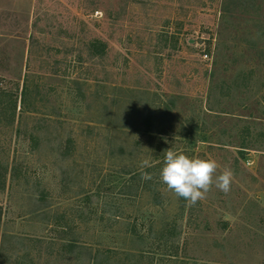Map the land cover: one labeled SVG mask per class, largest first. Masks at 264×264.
<instances>
[{"label": "rangeland", "instance_id": "rangeland-1", "mask_svg": "<svg viewBox=\"0 0 264 264\" xmlns=\"http://www.w3.org/2000/svg\"><path fill=\"white\" fill-rule=\"evenodd\" d=\"M0 264H264V0H0Z\"/></svg>", "mask_w": 264, "mask_h": 264}, {"label": "clouds", "instance_id": "clouds-1", "mask_svg": "<svg viewBox=\"0 0 264 264\" xmlns=\"http://www.w3.org/2000/svg\"><path fill=\"white\" fill-rule=\"evenodd\" d=\"M142 169L152 167L149 159L141 161ZM143 180H150V173L142 172ZM160 179L177 197L184 198L189 206H194L198 201L207 198L208 193L215 186L227 194L234 179L230 167L221 165L211 155L200 157L186 154L182 150L172 147L164 151L163 167Z\"/></svg>", "mask_w": 264, "mask_h": 264}, {"label": "built area", "instance_id": "built-area-1", "mask_svg": "<svg viewBox=\"0 0 264 264\" xmlns=\"http://www.w3.org/2000/svg\"><path fill=\"white\" fill-rule=\"evenodd\" d=\"M203 57H204L205 59H207V55H204Z\"/></svg>", "mask_w": 264, "mask_h": 264}, {"label": "trees", "instance_id": "trees-1", "mask_svg": "<svg viewBox=\"0 0 264 264\" xmlns=\"http://www.w3.org/2000/svg\"><path fill=\"white\" fill-rule=\"evenodd\" d=\"M98 43V42H97ZM100 43V42H99ZM101 45V44H100Z\"/></svg>", "mask_w": 264, "mask_h": 264}]
</instances>
